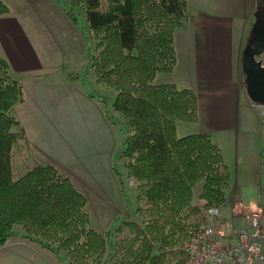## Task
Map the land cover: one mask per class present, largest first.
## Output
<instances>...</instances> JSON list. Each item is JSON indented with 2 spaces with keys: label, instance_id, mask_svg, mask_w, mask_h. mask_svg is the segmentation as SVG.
<instances>
[{
  "label": "trees",
  "instance_id": "16d2710c",
  "mask_svg": "<svg viewBox=\"0 0 264 264\" xmlns=\"http://www.w3.org/2000/svg\"><path fill=\"white\" fill-rule=\"evenodd\" d=\"M51 1L86 36L88 70L67 78L79 80L80 75L86 95L104 105L113 124L123 125L121 154L130 159L128 174L139 182L138 198L150 204L144 229L127 224L135 233L133 245L141 243V250L128 247L133 262L127 264L166 263L171 250L187 237L189 218L199 213L196 188L201 185L199 197L209 209L224 204L228 184L221 150L209 135H177L180 122H198L197 93L157 82L177 65L174 31L191 20L188 0ZM8 13L0 0V18ZM90 72L98 85L116 92L111 107L88 88ZM21 102L22 88L11 77L8 61L0 57V248L20 237L66 264L102 256L107 246L114 248L116 224L105 235L89 230L88 202L68 177L53 165L35 164L14 178L13 160L29 150L13 113ZM18 226L22 233L16 232Z\"/></svg>",
  "mask_w": 264,
  "mask_h": 264
},
{
  "label": "rangeland",
  "instance_id": "374dc122",
  "mask_svg": "<svg viewBox=\"0 0 264 264\" xmlns=\"http://www.w3.org/2000/svg\"><path fill=\"white\" fill-rule=\"evenodd\" d=\"M2 1L15 6L13 9L24 10L31 35L38 40L42 59L48 65L55 66L54 78L42 80L53 84L45 95L52 99L53 105L42 106L36 114L25 111L36 150L32 156L29 151L21 159L13 161L14 178H19L28 168H32L37 160L44 162L40 163L43 165H53L73 181L74 187L85 196L89 230L105 235L116 224L111 236L114 244L112 250L107 246L102 256L88 257L84 263L71 259L70 264L133 262L128 255V247L132 244L131 249L141 250V243L133 245L135 233L127 224L144 229L150 221L147 217L150 204L138 198L139 182L128 174L130 159L121 154L126 140L123 125L113 124L109 120L102 103L95 107L90 103L97 100L83 97L87 95L80 75L81 79L66 83V88L55 80L64 72L71 76L74 73L83 75L88 70L85 33L51 0ZM188 3L190 19L204 22L213 18L226 23V26H220L222 30L217 31L226 36V41L228 37L230 54L221 60L220 68L214 69V62L205 59L193 42L192 20L188 23L185 21L174 31L177 65L172 73L160 75L157 82H170L178 88L193 89L201 99L202 111H211L208 115L214 112L213 118L209 117L210 123L204 117L199 122V112L198 122H180L177 135H209L207 132H211L209 136L220 148L227 168L225 202L218 206L225 217L218 221L208 218L205 200L199 197L201 185L197 187L194 205L199 208V213L189 218L191 229L187 237L171 250L172 254L163 264H186L184 244L212 221L233 223L238 227L255 212L260 214L264 225V108L255 105L248 97L242 66L243 52L256 21L255 14H260L264 19V0H188ZM220 46L224 47L225 44ZM259 60L264 65V55ZM208 65L211 66L209 69L206 68ZM90 73L88 88L104 96L111 107L116 92L98 85L93 73ZM206 80L208 83H205ZM211 85L219 93L217 102H214L209 91ZM229 88L231 97L228 101ZM111 115L118 116L112 110ZM121 221L124 222L119 223ZM15 230L17 233L23 232L20 226ZM24 242L28 241L17 237L0 248V264H66L39 244L34 243L35 248L31 251L20 247ZM25 253L29 254L27 259H24ZM69 259L66 256V260Z\"/></svg>",
  "mask_w": 264,
  "mask_h": 264
},
{
  "label": "crops",
  "instance_id": "0c3cea01",
  "mask_svg": "<svg viewBox=\"0 0 264 264\" xmlns=\"http://www.w3.org/2000/svg\"><path fill=\"white\" fill-rule=\"evenodd\" d=\"M6 3L8 4V2ZM7 6L9 8V13L0 18V57L8 61L11 77L19 82L23 91V102L15 106L13 113L20 122L21 127L24 129L29 149L27 151H30L32 156L36 150L34 143L35 139L32 129L25 119V111L36 114L40 112L42 106L53 105L52 99L50 97H45L53 84L42 82V80L54 78L53 76L55 72L53 71L55 70V66L48 65L46 61L42 59L38 40L31 35V27L26 23L24 10L13 9L15 6H11L10 4ZM191 23L192 29H194L192 38L194 44L198 47V51H200L205 59L214 62L212 63L214 69L220 68L221 60L227 58L230 54L228 37L226 41V36H224L221 31H217L222 30L220 26H226V23L217 22L213 18L204 20V22H202L201 19L193 18ZM213 28L216 30L215 32H213ZM222 43L225 44L224 47L220 46ZM210 67V65L206 66L208 69ZM55 80L62 84L64 88H66V83L70 84L71 82L67 78L66 72L55 77ZM205 83H208L207 80ZM231 88L234 89V87ZM231 88L227 90L229 93L227 97L228 101L231 97ZM209 91L212 94L211 96H213V99H215L214 102H217V96L219 93L215 90V86L211 85ZM239 92H241L240 94L243 96L241 88H239ZM83 97L85 99H90L88 96L85 97L83 95ZM198 98L199 122H201L204 117L205 120L210 123L209 117L213 118L214 112L208 115L211 111H202L201 99L200 97ZM90 104L98 107L101 103L96 101V103ZM51 120H53V118H51ZM207 133L209 135L211 134V132ZM36 163L40 164L44 162L37 160L34 164ZM21 245L22 246L20 247L27 248L30 251L35 248V245L29 242H24V244ZM28 255L29 254L25 253L24 259H27Z\"/></svg>",
  "mask_w": 264,
  "mask_h": 264
},
{
  "label": "built area",
  "instance_id": "2783aa9c",
  "mask_svg": "<svg viewBox=\"0 0 264 264\" xmlns=\"http://www.w3.org/2000/svg\"><path fill=\"white\" fill-rule=\"evenodd\" d=\"M208 218L225 217L219 207L206 209ZM259 213L236 227L212 221L183 246L186 264H264V225Z\"/></svg>",
  "mask_w": 264,
  "mask_h": 264
},
{
  "label": "water",
  "instance_id": "95a60500",
  "mask_svg": "<svg viewBox=\"0 0 264 264\" xmlns=\"http://www.w3.org/2000/svg\"><path fill=\"white\" fill-rule=\"evenodd\" d=\"M251 39L243 52L242 66L247 95L257 106L264 108V65L259 60L264 55V19L255 14Z\"/></svg>",
  "mask_w": 264,
  "mask_h": 264
}]
</instances>
